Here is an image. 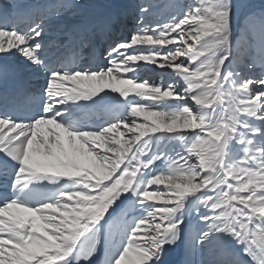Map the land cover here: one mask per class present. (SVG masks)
I'll use <instances>...</instances> for the list:
<instances>
[{
    "label": "snow or ice",
    "instance_id": "1",
    "mask_svg": "<svg viewBox=\"0 0 264 264\" xmlns=\"http://www.w3.org/2000/svg\"><path fill=\"white\" fill-rule=\"evenodd\" d=\"M0 264H264V0H0Z\"/></svg>",
    "mask_w": 264,
    "mask_h": 264
},
{
    "label": "bare ground",
    "instance_id": "2",
    "mask_svg": "<svg viewBox=\"0 0 264 264\" xmlns=\"http://www.w3.org/2000/svg\"><path fill=\"white\" fill-rule=\"evenodd\" d=\"M117 2L118 0H89L90 3H104V4H109L112 2ZM135 2V0H133ZM252 0H249L251 2Z\"/></svg>",
    "mask_w": 264,
    "mask_h": 264
},
{
    "label": "rangeland",
    "instance_id": "3",
    "mask_svg": "<svg viewBox=\"0 0 264 264\" xmlns=\"http://www.w3.org/2000/svg\"><path fill=\"white\" fill-rule=\"evenodd\" d=\"M250 3H252L253 5L259 7L261 5V3H262V0H252ZM257 74H259V73L257 72Z\"/></svg>",
    "mask_w": 264,
    "mask_h": 264
}]
</instances>
